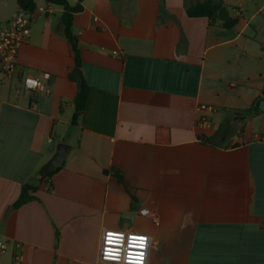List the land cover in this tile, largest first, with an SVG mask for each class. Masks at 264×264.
<instances>
[{
  "label": "crops",
  "instance_id": "obj_1",
  "mask_svg": "<svg viewBox=\"0 0 264 264\" xmlns=\"http://www.w3.org/2000/svg\"><path fill=\"white\" fill-rule=\"evenodd\" d=\"M34 1L18 63L51 79L47 94L0 95V264L17 251L20 264H103L109 229L148 237V264H264V113H243L263 99L264 0H223L232 28L189 18L203 0H85L73 34L90 90L76 124L63 9ZM204 115L212 129L197 127ZM61 142L65 165L41 181ZM25 184L36 200L15 209Z\"/></svg>",
  "mask_w": 264,
  "mask_h": 264
},
{
  "label": "built area",
  "instance_id": "obj_2",
  "mask_svg": "<svg viewBox=\"0 0 264 264\" xmlns=\"http://www.w3.org/2000/svg\"><path fill=\"white\" fill-rule=\"evenodd\" d=\"M31 14L28 11L18 10L12 21L8 24L0 26V95L5 88L12 89L15 93L27 92L30 94H47L49 91V81L51 75L48 72L32 73L22 71L21 66L18 63V55L21 46L28 41L31 32ZM48 74V79H44L45 74ZM30 76L33 79L39 81L43 85V91L40 87L29 89L25 86V77ZM16 81L14 82V78ZM1 103V98H0ZM198 111L213 112L214 107L212 105H199ZM197 127L203 129H212V123L207 115L201 116L196 120ZM52 142V139H49ZM107 233H120L123 234L124 240L121 246H112L106 244ZM129 235L122 230L109 229L105 230L102 238L99 261L103 264H129L126 253L131 251L133 253L143 251L145 253L143 264H148L149 256V244L146 243V248L141 250L137 248H127V238ZM6 242L0 238V252H4L6 249ZM112 248L113 251L120 252L119 260H111L107 257V249ZM22 261L21 251H17L14 255V264H20Z\"/></svg>",
  "mask_w": 264,
  "mask_h": 264
},
{
  "label": "trees",
  "instance_id": "obj_3",
  "mask_svg": "<svg viewBox=\"0 0 264 264\" xmlns=\"http://www.w3.org/2000/svg\"><path fill=\"white\" fill-rule=\"evenodd\" d=\"M50 3L59 5L63 9V13L61 16V25L63 29V35L68 40V42L72 45L74 53H75V68L80 67V50L77 44L76 37L73 34V19L74 16L83 11V2L85 0H78L75 5H71L68 0H48ZM17 5L20 10L28 11L33 13L36 8V4L34 0H16ZM224 6L223 0H203L202 2H198L192 4L186 8V14L189 18H208L212 23H215L217 20L215 19V14ZM238 21L236 19L230 20L228 22H224L222 25L225 28H232L237 25ZM70 80L75 82L74 72H71L69 76ZM89 86L82 82L80 87H78L77 95L74 99L73 106L75 113L73 115V123H77L80 114L85 110L88 97H89ZM263 98H264V87L262 90ZM243 113L245 116H258L264 113V104L262 106H257L254 104L249 109L244 110ZM222 128L219 129L218 133H221ZM202 141H207L204 136H200ZM106 174L112 175L117 182L122 185L126 191L131 195L134 200L133 195L130 192V185L126 181L122 171L111 168L108 171H105ZM47 175L46 177L41 178V181L50 180L53 175ZM52 187V185H51ZM50 187V188H51ZM38 191V186L25 184L22 186L21 194L18 200L15 202L13 207L15 209L20 208L21 206L36 200L35 193ZM59 242V233L56 232L55 245Z\"/></svg>",
  "mask_w": 264,
  "mask_h": 264
},
{
  "label": "water",
  "instance_id": "obj_4",
  "mask_svg": "<svg viewBox=\"0 0 264 264\" xmlns=\"http://www.w3.org/2000/svg\"><path fill=\"white\" fill-rule=\"evenodd\" d=\"M215 19L221 21V22H228L231 20L229 17L228 11L226 7H222L219 11L216 12L215 14ZM74 72V78L77 87H80V85L83 82V76L81 73L80 67H76L73 69ZM257 106H260L261 104H264V98L260 101H258ZM248 119V118H247ZM246 119V120H247ZM72 151V146L65 143L61 142L56 146L55 153L53 156L40 168L38 171V176L40 178L46 177L47 175H51L53 173H56L61 167L65 165V162ZM14 208H9L6 216L9 215L10 212L13 211ZM130 215L132 214H126L124 217L125 218H130Z\"/></svg>",
  "mask_w": 264,
  "mask_h": 264
},
{
  "label": "clouds",
  "instance_id": "obj_5",
  "mask_svg": "<svg viewBox=\"0 0 264 264\" xmlns=\"http://www.w3.org/2000/svg\"><path fill=\"white\" fill-rule=\"evenodd\" d=\"M44 79H48V74L46 73L44 76ZM25 86L29 89H33L36 87H40L41 90L43 91V85H41L39 83L38 80L31 78L30 76H26L25 77ZM142 214L147 215L148 214V210L147 209H143L142 210ZM145 239L143 240H137L134 241L135 245L137 246V249H145L146 248V241L149 239L148 237H144ZM118 239V238H117ZM144 256L145 253L143 251H139L134 253L133 255H130L127 257L128 261L130 262V264H143V260H144ZM119 257V253L113 250H109L107 257L108 259H118Z\"/></svg>",
  "mask_w": 264,
  "mask_h": 264
},
{
  "label": "snow or ice",
  "instance_id": "obj_6",
  "mask_svg": "<svg viewBox=\"0 0 264 264\" xmlns=\"http://www.w3.org/2000/svg\"><path fill=\"white\" fill-rule=\"evenodd\" d=\"M117 238H118V239H117ZM124 239H125V238H124L123 234H120V233H107V234H106V244H108V245H112V246H121L122 241H123ZM143 239H145V238H144V237H138V236H129V237L127 238V241H128V243H127V248H128V249L137 248V246L135 245L134 241H137V240H143ZM110 249L113 250L112 248H109V249H107V252H108ZM116 252L119 253V257H118V259H111V260H119V259H120V255H121L120 252H119V251H116ZM133 254H134V253L131 252V251H128V252L126 253L127 257L130 256V255H133ZM129 264H130V262H129Z\"/></svg>",
  "mask_w": 264,
  "mask_h": 264
},
{
  "label": "rangeland",
  "instance_id": "obj_7",
  "mask_svg": "<svg viewBox=\"0 0 264 264\" xmlns=\"http://www.w3.org/2000/svg\"><path fill=\"white\" fill-rule=\"evenodd\" d=\"M16 0H0V25L5 22L7 19L11 18L13 15H16ZM13 16V17H14ZM5 19V20H4ZM256 133L260 132V127H255L253 129Z\"/></svg>",
  "mask_w": 264,
  "mask_h": 264
}]
</instances>
